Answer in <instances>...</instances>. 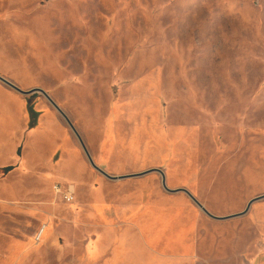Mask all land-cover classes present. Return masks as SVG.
I'll return each mask as SVG.
<instances>
[{"label": "rangeland", "instance_id": "obj_1", "mask_svg": "<svg viewBox=\"0 0 264 264\" xmlns=\"http://www.w3.org/2000/svg\"><path fill=\"white\" fill-rule=\"evenodd\" d=\"M0 76V264H264V0H0Z\"/></svg>", "mask_w": 264, "mask_h": 264}, {"label": "crops", "instance_id": "obj_2", "mask_svg": "<svg viewBox=\"0 0 264 264\" xmlns=\"http://www.w3.org/2000/svg\"><path fill=\"white\" fill-rule=\"evenodd\" d=\"M22 94L23 93L15 90L7 83L0 80V119L1 120L6 118L12 119L15 116H19V117L23 116L25 121V127H27V122L30 119V116H29V111L27 109L26 96H23ZM24 128H23L24 130L23 134L27 132V135L26 136L24 135V141L17 143V145L14 144L12 146L11 152L7 153L6 150H4V153L1 154L2 156L0 157V171L7 167L11 168L14 166L13 169H15V172H19L23 174L26 173L31 174L33 173L32 171L39 170L38 168L41 167L42 164L48 163L49 157L47 156V153L49 151L46 152V149L49 150V148L47 147L46 142L38 141L37 138L35 139V137L38 136L37 135L38 128H36V130L33 131L32 130L27 131ZM31 135L34 137L32 142L28 140L31 139L32 137ZM27 137L28 139L26 141L25 139ZM43 145L45 146V150L42 149ZM2 148L3 145L0 144V149ZM20 148L24 149V151H22L23 155H21L19 158L10 160V157L12 156H9V154L12 155L14 152H17V150H19ZM40 173L47 174L48 172L43 171ZM4 189L0 187V191H4ZM9 192L18 193V191L15 192L13 190L12 191L9 190Z\"/></svg>", "mask_w": 264, "mask_h": 264}, {"label": "water", "instance_id": "obj_3", "mask_svg": "<svg viewBox=\"0 0 264 264\" xmlns=\"http://www.w3.org/2000/svg\"><path fill=\"white\" fill-rule=\"evenodd\" d=\"M0 78H1L5 83H7L8 85L12 86L13 88H15L16 90H18L19 92H21V93H23V94H27V93H31V92H36V91H42V92L46 93V92H45L43 89H41V88H37V89H34V90L25 91V90L21 89L19 86L15 85V84L12 83L11 81H9L8 79H6V78H4V77H2V76H0ZM48 96H49V95H48ZM49 98L51 99V101H52L56 106H58L50 96H49ZM65 116H66V115H65ZM82 144H83V146H84V149H85V151H86V153H87V155H88V158H89L90 162L92 163V165H93L95 168L99 169L103 174H105V175L108 176L109 178H113V179L123 178V176H112V175L108 174L106 171H104L103 169H101V168L95 163L93 157L91 156V154H90V152L88 151V149H87V147L85 146V144H84L83 142H82ZM163 184H164L165 187H167V186H166V181H165V179H163ZM192 197H193V196H192ZM193 199L199 204V206H200V207H201V208H202L207 214H209V215L212 216V217L219 218V217H217V216L211 214V213H210V212L204 207V205L201 204L197 199H195V198H193ZM253 202H254V199L251 200V201L248 203L246 209H245L243 212H241V213H239V214H233V215H231V216H226V217H223V218L233 217V216H236V215H241V214H245V213H247V212L249 211V209H250V207H251V205H252Z\"/></svg>", "mask_w": 264, "mask_h": 264}, {"label": "built area", "instance_id": "obj_4", "mask_svg": "<svg viewBox=\"0 0 264 264\" xmlns=\"http://www.w3.org/2000/svg\"><path fill=\"white\" fill-rule=\"evenodd\" d=\"M54 189L56 194L62 195L63 199L67 203H73L75 199V187L74 185L62 186L61 184H55Z\"/></svg>", "mask_w": 264, "mask_h": 264}, {"label": "trees", "instance_id": "obj_5", "mask_svg": "<svg viewBox=\"0 0 264 264\" xmlns=\"http://www.w3.org/2000/svg\"><path fill=\"white\" fill-rule=\"evenodd\" d=\"M30 111H31V115L33 116V118H34V121L36 120V113H35V111L33 110V107H32V105H31V107H30ZM33 125V124H32Z\"/></svg>", "mask_w": 264, "mask_h": 264}]
</instances>
